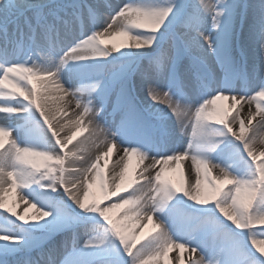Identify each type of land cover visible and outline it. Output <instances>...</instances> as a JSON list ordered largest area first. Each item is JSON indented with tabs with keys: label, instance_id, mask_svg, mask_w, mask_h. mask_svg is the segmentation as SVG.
I'll list each match as a JSON object with an SVG mask.
<instances>
[{
	"label": "snow or ice",
	"instance_id": "snow-or-ice-1",
	"mask_svg": "<svg viewBox=\"0 0 264 264\" xmlns=\"http://www.w3.org/2000/svg\"><path fill=\"white\" fill-rule=\"evenodd\" d=\"M0 105V264H264V0H0ZM189 157L186 186L169 173Z\"/></svg>",
	"mask_w": 264,
	"mask_h": 264
},
{
	"label": "bare ground",
	"instance_id": "bare-ground-1",
	"mask_svg": "<svg viewBox=\"0 0 264 264\" xmlns=\"http://www.w3.org/2000/svg\"><path fill=\"white\" fill-rule=\"evenodd\" d=\"M111 44H112V42L109 43V45H108L109 48L111 47ZM38 87H39V84H38ZM41 95L42 96L48 95L49 99L47 100V107L52 110L53 114H56L57 120H59L61 124L67 123L68 117H72L73 119H75V117H73L72 114L74 111H79V110L75 108V101H72L70 104H68V100L71 99L70 97L65 98V100H63V101H58L57 99H54L53 97H58L60 95V93L54 89L48 93H44L42 91ZM64 104H68V106L65 108V112H67V116H64L62 113H59V114L56 113V108L58 106H62ZM0 106H2V105H0ZM252 107L255 108V104H253ZM246 108H247V105H245V109ZM242 115H243V113H242ZM50 118H51V116H50ZM258 119H259V117H257V120ZM85 121H87V117H85ZM56 122H57L56 120H53L54 124H56ZM0 123H3L2 114H0ZM253 123H255V121ZM85 127L88 129L87 131H90V132L92 131L91 126L85 124ZM73 128H75V126L73 124H69V126L67 128H65L63 132H61V137L63 134H66L68 131H70ZM14 136H15V133H13V137ZM262 138H264V129H260L257 133V139L259 140ZM95 139H96L95 137H91V139H89L87 141L88 144H89V142L93 143V141H95ZM74 141H76V139ZM74 141H73V144L69 145V148H72L75 145ZM4 142H5V145H7L9 142V138L5 137ZM258 147H260V145H258ZM103 150H105V149L101 145L100 151L102 152ZM95 154H99V153H95ZM84 155L87 157L89 155V151H86L84 153ZM118 155H119V146H117V148L113 149L112 156H110L108 158V167H107L108 170L107 171L109 172L110 177H111V175H113L111 170L116 167V160L118 159ZM133 160L136 162V164H138L136 158H133ZM103 163L104 162L101 161V164H103ZM146 163H148V161H144L143 163L138 164L137 172L140 169H142L143 164H146ZM172 167L175 168V171L170 172L169 174H171V176H172V173H174L172 177L176 182L177 181H178V183L183 182L186 186L193 185L195 183V179L197 178V174L195 172V169L191 165L190 157L185 159L184 161H182L180 163L179 167H176L175 164H173ZM189 169H191V170L189 171ZM116 171L118 172V168L116 169ZM212 175H219V173L215 169H213ZM200 178L203 180V176H201ZM97 183L99 184V181H97L96 184ZM96 184H94L95 187H96ZM5 187H7V185H5ZM201 190L204 193L207 192L206 184L202 183ZM24 191H27V190H18L17 189V190H11V191L5 193V198L6 199L8 198V202L7 201L6 202L8 203L9 206H14L15 211L17 212L18 215H27V217H29V218L32 217L33 215H38L39 207L37 206V207L33 208L31 206V198L30 197H27L26 199L20 198L23 195ZM23 208L26 209L25 212H23ZM140 223L141 224L147 223V221L144 220V221H141ZM154 223H155V221H154ZM132 224H133V222L129 221L127 226L130 228L132 226ZM135 229H136L135 233L137 234L139 240H144L145 238H148V236L150 234L154 235L156 232L159 231V229H155L152 224H149L147 228H144L141 226V227H138ZM141 233H143V235H140ZM169 253H170V261L168 260L167 264H180V257L181 256L183 257V264H186L187 260H189V257L198 258L197 253L195 255H193L191 253L190 248H185L183 250L178 249V248H173ZM160 264H166V262L161 260Z\"/></svg>",
	"mask_w": 264,
	"mask_h": 264
},
{
	"label": "rangeland",
	"instance_id": "rangeland-1",
	"mask_svg": "<svg viewBox=\"0 0 264 264\" xmlns=\"http://www.w3.org/2000/svg\"><path fill=\"white\" fill-rule=\"evenodd\" d=\"M124 40H125L124 37H117V39L115 41H110V42H112V43H121ZM75 130H76V128L71 129L66 134H63L62 135V138H64L66 135H71V133L73 131H75ZM90 133H91L90 131H85V132L79 133V135L76 137V141H74L75 145L76 144H79L81 141H84L86 138H88L90 136ZM248 134H250V133L246 132V135H248ZM184 142H186V138H185V141ZM87 145L91 149V151H89V155H94L95 153H99V152H97V150L94 147H92V142H89V144L87 142ZM137 169H138V164H136V162L134 160H132L131 165H130V168H129V175H130V177H134L135 176V174L137 173ZM107 170L108 169L106 168L104 171H105V173H107V175H108V177L110 179V174H109V172ZM118 171H119V169H118ZM173 174L174 173H172V176H173ZM203 179H204V177H203ZM209 179H210V177H209ZM177 183H178V181H177ZM206 190L209 191V188H208V185L207 184H206ZM92 192H93V194L95 196H97L98 198L101 199V206L102 207L104 205H106L107 203H110V201H107V200H104L103 199V193H102V191L100 189V182H99V184L98 183L96 184V187L95 186L93 187ZM121 194L123 195L124 193H121ZM90 199H91V197H90ZM111 199L112 200H117L118 197H113ZM6 201L8 202V198L6 199ZM37 206L39 207V205H37ZM25 211H26V209L23 208V212H25ZM125 211H126V209H115L112 213H110V215L112 216V218L114 220L121 222L122 226L128 227L127 224H128L129 221L124 219V213H125ZM208 227H209V229H211V225H209ZM135 230L136 229H134V231ZM85 239H87V238L85 237ZM145 240H146V238L144 240H140V242L143 243V242H145ZM137 246H139V244ZM197 255L199 257V255H200L199 251L197 252ZM168 260L170 261V253L168 254ZM162 261H164V260H162ZM186 264H188V260H187Z\"/></svg>",
	"mask_w": 264,
	"mask_h": 264
}]
</instances>
